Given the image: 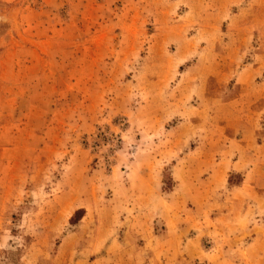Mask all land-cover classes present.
Returning <instances> with one entry per match:
<instances>
[{
	"label": "rangeland",
	"instance_id": "obj_1",
	"mask_svg": "<svg viewBox=\"0 0 264 264\" xmlns=\"http://www.w3.org/2000/svg\"><path fill=\"white\" fill-rule=\"evenodd\" d=\"M261 146L264 0H0V264H264Z\"/></svg>",
	"mask_w": 264,
	"mask_h": 264
},
{
	"label": "crops",
	"instance_id": "obj_2",
	"mask_svg": "<svg viewBox=\"0 0 264 264\" xmlns=\"http://www.w3.org/2000/svg\"><path fill=\"white\" fill-rule=\"evenodd\" d=\"M259 150H262L263 153H262L261 155H263V154H264V148H263V146L259 147ZM254 191H255V190H254ZM259 191L262 192L261 189H260Z\"/></svg>",
	"mask_w": 264,
	"mask_h": 264
}]
</instances>
